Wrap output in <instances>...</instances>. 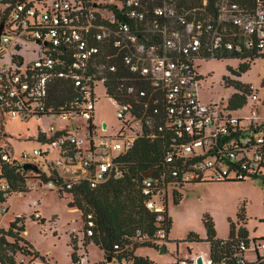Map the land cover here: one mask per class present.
<instances>
[{
	"label": "built area",
	"instance_id": "1",
	"mask_svg": "<svg viewBox=\"0 0 264 264\" xmlns=\"http://www.w3.org/2000/svg\"><path fill=\"white\" fill-rule=\"evenodd\" d=\"M1 21L0 112L60 116L66 124L38 131L45 135L41 146L20 156L0 144V216L15 193H66L80 183L96 188L121 178L122 157L135 141H157L162 158L140 183L152 230L115 243L110 256L111 264H133V242L160 247L168 241L169 195L173 200L180 185L264 180V116L231 115L230 95L225 108L202 101L197 64L231 58L239 65L264 56V0H0ZM24 38L35 43L30 52L22 49ZM62 82L71 91L56 101L51 88ZM99 86L114 105L116 123L95 119ZM238 93L257 100L250 83ZM36 157L48 173L29 161ZM25 162L38 171L23 169ZM2 164L15 167L24 190L13 191ZM41 200L31 198L27 212L13 215L22 218L18 225L26 218L43 225ZM93 226L91 213L67 226L76 254L71 264H88L85 243ZM238 248L235 264H264V238L248 234ZM197 256L189 264H197ZM201 257V264H212L209 254Z\"/></svg>",
	"mask_w": 264,
	"mask_h": 264
},
{
	"label": "rangeland",
	"instance_id": "2",
	"mask_svg": "<svg viewBox=\"0 0 264 264\" xmlns=\"http://www.w3.org/2000/svg\"><path fill=\"white\" fill-rule=\"evenodd\" d=\"M23 50L30 52L31 48L36 47L32 39H23ZM24 51L26 57L31 54ZM238 61L225 59H210L207 61L197 59L199 72L202 75L200 81L202 101L217 100L221 101L223 107L227 106V98L233 92H239L238 88L232 85L231 80H237L243 84L250 83L256 89L257 100L252 101L246 97L245 104L228 112L240 118L264 116V56H258L249 61L250 67L239 76L230 72V69H236ZM223 77H226L225 79ZM99 100L96 103L95 119L106 120L109 123H116L114 116V105L105 97L102 87L98 88ZM79 121H81L79 119ZM66 124V120L60 116L51 117L43 116L28 117L23 119L20 115L11 118L7 113L0 112V144L8 146L12 149L15 156H20L22 151H31L34 147H40L41 143L37 139L38 131L44 130L47 134L50 133V127L62 128ZM53 157L56 153H51ZM29 161L38 164L41 171L48 173V168L40 157L31 158ZM174 189V188H173ZM181 194V198L177 204L172 201V195H169L167 213L171 219V226L168 233V241L166 251L159 254L155 247L152 249L146 246H141L138 251L152 255V259L160 264H184L182 259L186 261L189 257L192 259L195 255H202L204 259L208 257V245L204 241L188 243L184 241L189 232H194L200 239L205 238L202 218L208 215L215 228L216 237L226 238L229 232V218L237 224L238 219L236 212L240 205L244 207V223L249 236L264 238V183L259 177L247 178L240 182L227 183L224 181H208V182H187L183 186L177 187ZM40 195L42 197L40 208L45 210V214L50 216L52 213H57L59 223L66 224L76 216L80 219V210L77 207H69L67 202L71 200L70 194L57 193L52 190H47L44 193L39 191H31L25 194L15 193L10 198V206L8 211L0 216V225L7 228L8 221L17 212H27L28 201ZM53 215L52 219L57 217ZM29 225L30 223L27 222ZM38 234L37 226L29 227V237L42 238L44 229L40 227ZM39 236V237H38ZM64 237L63 233L59 234ZM175 242H178V248L175 247ZM42 248L53 252L58 264L67 263V253L64 246L59 247L53 243L50 238L43 241ZM96 252V249H93ZM95 254L89 250V259H94ZM249 253L246 252V256ZM14 258L22 264H28L29 256L22 257L16 253ZM88 259V260H89ZM22 260V261H20ZM45 258L39 260V263L44 264ZM188 261V260H187Z\"/></svg>",
	"mask_w": 264,
	"mask_h": 264
},
{
	"label": "trees",
	"instance_id": "3",
	"mask_svg": "<svg viewBox=\"0 0 264 264\" xmlns=\"http://www.w3.org/2000/svg\"><path fill=\"white\" fill-rule=\"evenodd\" d=\"M254 59V58H253ZM250 60V62L253 61ZM249 61L241 62L236 69L230 72L236 76L248 70ZM224 79L226 77H223ZM235 88L246 90L247 84L237 80H231ZM71 91V87L66 83H57L51 88V96L54 100H64ZM245 96L238 92H233L228 98V108L238 109L245 104ZM45 135L38 132L37 139L43 140ZM161 144L157 141L148 140L141 137L135 141L134 146L122 160L126 163V171L121 178L109 179L96 188H88L85 183L75 185L65 194L71 195L68 201L69 207H77L81 211V218L84 219L91 213L94 221L92 235L86 242L92 241L101 248L106 256L114 255L113 245L119 243L124 245L129 243L130 237L135 231L150 232L152 230L153 214L144 205L145 195L140 186L143 174L150 168L155 167L162 158ZM2 173L11 182L13 191L24 190L23 181L15 171V167L2 164ZM198 182V181H195ZM230 182V181H226ZM183 186V185H180ZM62 193V192H59ZM181 198L179 191L173 194V203L177 204ZM237 224L229 218V232L226 238L216 237L214 223L208 215L202 218L205 229V238L200 239L194 232H189L184 239L190 242L204 241L208 243V254L212 264H221L220 260H225L224 264H235V254L238 253V240L248 236V231L244 223V207L240 205L236 212ZM22 218L14 217L8 222L7 228L0 226V264H16L14 255L38 257L44 259V255L34 249L29 241L24 239L20 233L24 230L23 223L18 225ZM171 219L168 221L167 237ZM168 239V238H167ZM70 244L73 248L75 245ZM139 246H149L159 248L154 243L133 242L129 250L133 258V264H160L147 256L137 255L133 250ZM71 259H76L75 252L71 253ZM189 262V260H188ZM17 264H22L17 261Z\"/></svg>",
	"mask_w": 264,
	"mask_h": 264
},
{
	"label": "crops",
	"instance_id": "4",
	"mask_svg": "<svg viewBox=\"0 0 264 264\" xmlns=\"http://www.w3.org/2000/svg\"><path fill=\"white\" fill-rule=\"evenodd\" d=\"M23 53V52H22ZM24 54V53H23ZM226 182V181H224ZM233 182H240V181H230V182H227V183H233ZM14 194H12L10 196V198L13 196ZM10 198L8 199L7 203H8V209H9V206H10ZM78 209V208H77ZM41 210V208H40ZM21 212V211H19ZM81 212V211H80ZM18 213V212H17ZM23 213H25L23 211ZM41 213H42V216H43V225H39L38 223H36L35 221L29 219V218H26L24 220V230L21 231L20 235L26 239L27 241H29L31 243V245L33 246L34 249L38 250L40 254L44 255V258H45V262L42 261L44 264H58L57 260H56V257L54 256L53 252L50 251V250H47L45 251L43 248H42V245H43V241L46 239V238H50L52 240L53 243H56L59 247L61 246H64V249L67 253V263L66 264H71L72 263V259H71V252H72V247H71V244H70V239L69 237L65 234L66 232V228L67 226L70 224L71 221L73 220H76V221H79L80 219L76 218V217H79V216H76L74 218L70 220H67L66 221V224H62V223H59V219H58V215L57 213H52L50 216H47L45 214V210H41ZM53 215H57V217H55L54 219H52V216ZM14 217V216H13ZM10 218L9 221L11 219ZM80 218H81V214H80ZM8 221V222H9ZM27 222H29L30 224L28 225ZM37 226L38 228V234L39 232L41 231L40 230V227H42L44 229V234H43V237L42 238H34L33 236L32 237H29V227L30 226ZM1 226V225H0ZM205 231V229H204ZM60 233H63L64 234V237H60L59 234ZM39 237V236H38ZM168 238V237H167ZM185 241V240H184ZM188 243H194V242H190V241H187ZM200 242V241H199ZM176 243L178 242H175V245ZM197 243V242H196ZM207 243V242H206ZM174 245V246H175ZM208 245V243H207ZM85 246H86V251H87V258L89 259L88 257V252L89 250L91 252H93L95 255V258L94 259H89L88 260V264H111L110 260H107L106 259V255L104 254L103 250L101 248H99L96 244H94L92 241H89V242H86L85 243ZM141 246L139 247H136L134 250H133V253L134 254H137V255H142V256H147L149 259L151 260H154L152 259V255L151 254H147V253H140L138 251V249L140 248ZM146 247H149V246H146ZM96 249V252H94L93 249ZM152 249V247H149ZM157 250V249H156ZM158 252V250H157ZM159 253V252H158ZM161 254V253H159ZM189 254V257L187 259H185L186 261H184V259L181 261L182 263L184 264H189V262L187 260H190V252L188 253ZM25 258V256H22ZM30 257V256H29ZM41 260L40 258L38 257H30V259H27L28 261V264H42V263H39L38 261ZM18 261V260H17ZM155 261V260H154ZM19 262V261H18ZM156 262V261H155ZM158 263V262H157Z\"/></svg>",
	"mask_w": 264,
	"mask_h": 264
},
{
	"label": "water",
	"instance_id": "5",
	"mask_svg": "<svg viewBox=\"0 0 264 264\" xmlns=\"http://www.w3.org/2000/svg\"><path fill=\"white\" fill-rule=\"evenodd\" d=\"M2 28H3V21L0 22V35H1V33H2ZM103 125H104V124H103ZM22 168H23V169H28V170H33V171H38L36 165L33 164V163H30V162H25V163H23V164H22ZM149 174H150V170H148L147 172H145V173L143 174V177H147ZM262 182L264 183V180H262ZM165 251H166V243L164 242V243H161V245H160V247H159V249H158V252H159V253H163V252H165ZM106 259H107V260H110L111 257H110V256H107ZM196 262H197V264H201V262H202V257H201V255H198V256L196 257Z\"/></svg>",
	"mask_w": 264,
	"mask_h": 264
},
{
	"label": "flooded vegetation",
	"instance_id": "6",
	"mask_svg": "<svg viewBox=\"0 0 264 264\" xmlns=\"http://www.w3.org/2000/svg\"><path fill=\"white\" fill-rule=\"evenodd\" d=\"M166 244H167V242H166ZM175 247H177V248H178V243H176ZM158 249H159V248H158Z\"/></svg>",
	"mask_w": 264,
	"mask_h": 264
}]
</instances>
